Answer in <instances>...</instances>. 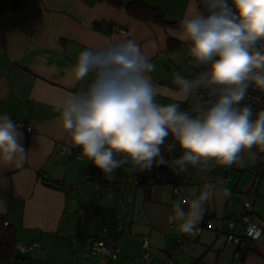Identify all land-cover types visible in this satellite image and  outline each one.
I'll use <instances>...</instances> for the list:
<instances>
[{
	"label": "crops",
	"instance_id": "crops-1",
	"mask_svg": "<svg viewBox=\"0 0 264 264\" xmlns=\"http://www.w3.org/2000/svg\"><path fill=\"white\" fill-rule=\"evenodd\" d=\"M198 1L123 0L121 6H116L107 0H0V115L8 114L12 120L32 125L30 133L20 130L23 146L29 151L28 160L21 167L0 165V215L16 229V248L37 243L38 247L29 252L37 253L41 249L48 252L59 247L62 234L74 229L70 224L63 226L67 214L74 210L69 207L67 191L72 196L70 204L80 206V200L72 195L75 187L78 189L85 180L98 179L102 185L109 183L101 179L99 173L85 174L91 162L76 159L73 153L59 152L63 144L73 145L60 126L54 105L67 95L86 90L92 79L90 76L84 81L74 80L71 68L78 54L85 49L99 50L123 39L135 40L156 65L150 75L161 88L157 99L161 103L172 102V91L176 87L174 74L187 76L198 69L187 54L186 42L179 38L180 21L186 15L199 12ZM131 2L157 8L164 19L173 24L162 25L134 17L125 7ZM113 26L125 32L114 30ZM187 105L182 104V107ZM172 150L180 158L182 152L178 145ZM220 170L218 166L207 172L191 166L186 171L181 170L188 199L198 195L209 180L217 183L219 189L205 205L212 224L195 241L201 237L215 239L214 236L225 232L227 220L238 216L243 202L247 201L245 194L251 193L246 183L240 185V178L234 185L230 184L227 171L224 174L228 179L223 182L221 173L218 175ZM151 172L126 165L117 169L114 177L131 178L138 186L145 182L140 181L141 177L147 179ZM144 186V192L135 191L133 201L144 211L155 240L157 236L163 239L162 246L169 236L176 239L180 232L176 222L173 221L172 226L168 224L176 198L168 184H152L149 198ZM224 188L232 190L230 196L223 194ZM114 191L120 192L117 187ZM256 210L258 212L257 207ZM88 212L93 215V207L92 213ZM258 217L264 220V213ZM242 228L241 222L236 220L231 231L240 232ZM148 239L152 248V239ZM193 246L196 259L201 258L205 264H223L219 254L216 260H205L209 245L206 252L201 253L202 257L201 249ZM164 250L153 255L152 264H159ZM246 255L245 252L241 260ZM29 258L35 261L32 255Z\"/></svg>",
	"mask_w": 264,
	"mask_h": 264
},
{
	"label": "clouds",
	"instance_id": "clouds-1",
	"mask_svg": "<svg viewBox=\"0 0 264 264\" xmlns=\"http://www.w3.org/2000/svg\"><path fill=\"white\" fill-rule=\"evenodd\" d=\"M205 12L180 21L179 38L187 44L193 78L176 72L172 102L157 99L161 88L151 79L156 65L133 39L81 51L71 72L75 81L92 77L86 90L54 105L58 121L80 157L114 178L128 165L141 171L166 166L163 147L171 137L182 152L176 163L207 171L212 166L246 167L264 153V110L244 103L249 88L264 92V0H202ZM188 103L185 109L182 104ZM20 126L0 115V165L17 167L29 158ZM219 191L215 182L199 194L177 200L170 220L194 235L205 205ZM225 196L231 193L223 189ZM253 239L261 230L250 227Z\"/></svg>",
	"mask_w": 264,
	"mask_h": 264
},
{
	"label": "rangeland",
	"instance_id": "rangeland-1",
	"mask_svg": "<svg viewBox=\"0 0 264 264\" xmlns=\"http://www.w3.org/2000/svg\"><path fill=\"white\" fill-rule=\"evenodd\" d=\"M257 156L258 159L252 161L251 158L245 154V159L247 160L246 167L218 166V168L221 169L218 175L227 171L230 177V184L234 185L235 182H238V178H240V185L246 183L245 187L248 185V188H251V193L245 194L247 195V201L245 202L253 204L255 213L258 216L264 213V153ZM213 167L214 166L210 168ZM134 180H136V177ZM152 180V177L147 179L141 177L140 179L142 182H151ZM80 185L78 189L75 187V190L72 192V195H75L78 200H80V206L78 204H70L72 196L70 195V191H67L69 194V207L74 208V210L67 214L63 226L70 224L74 229L62 234L59 247L48 252H44L43 249H41L38 250L37 253L33 251L26 255L28 257L32 255L38 264H143L140 260L141 255L139 249L141 237H151V252L153 255L158 254L162 249H170L175 243V238L166 235V237H168V242L164 241L165 244L161 246V241L163 239L157 236L155 240L156 235L154 234V230L148 225L144 211L141 207H138V204L135 205L136 203L133 201L135 191L138 189L141 193L144 192L142 189L144 184L137 186L133 181H130L102 185L98 179H94L93 181L85 180ZM219 186H221V184H219ZM116 187L119 188L120 192L114 191ZM250 198L256 203L258 212L252 200H248ZM85 205L93 207V215H89ZM127 208H129V211H127ZM99 216H102V219H99ZM172 222L173 221L170 220L168 224ZM228 222L229 220H227V224ZM177 223L178 222H176V225ZM206 230L207 228H205L203 232ZM242 230L240 232L233 231V233L240 234ZM214 238L215 239H205L201 237L198 241H191L187 245L186 253L180 250H174L172 258L177 264H193L196 261L195 257H197L194 254L195 249L193 245L201 249L199 255H201L209 245L210 251H208L207 257L205 256L207 262L211 259L216 260V258L220 256L223 264H264V238L259 241H253L250 244L249 249L246 250L247 255L243 260H241V257L245 253L235 258L233 256V247L224 245L226 241V232H221L220 235L214 236ZM95 239L115 240L121 245L122 249L119 257L111 262L106 261L102 263V261H104L103 258L92 256L91 247ZM160 246L161 248H159ZM217 254L219 255L217 256ZM197 264L204 263L201 261Z\"/></svg>",
	"mask_w": 264,
	"mask_h": 264
},
{
	"label": "built area",
	"instance_id": "built-area-1",
	"mask_svg": "<svg viewBox=\"0 0 264 264\" xmlns=\"http://www.w3.org/2000/svg\"><path fill=\"white\" fill-rule=\"evenodd\" d=\"M114 30L120 31L124 33V29L119 28L117 26H113ZM202 71V70H201ZM200 71L187 75L185 77L193 78ZM244 103L251 104L255 111L264 110V92L256 90L254 88H249L248 96ZM190 104L185 107V109L189 108ZM14 120V119H13ZM19 126L20 130L30 133L32 131V125L29 122H19L14 120ZM173 143L175 141L173 140ZM163 154L168 161L166 166H158L153 167L152 175L155 180H158L160 184H168L172 188V193L177 200L188 199L186 193V180L181 176V168L176 163L179 159L178 156L173 152L172 148L169 146H164ZM59 152L61 154L73 153L76 159L81 160L80 150L76 147L63 144L59 148ZM224 182L227 181V176L224 173H221ZM0 218L3 221L4 225H8V222L4 219L3 216L0 215ZM241 222L243 225V230L240 234H235L231 230L234 227L235 221ZM172 226V223H169ZM212 224V219L208 211L205 209L204 217L202 221L199 223L198 231L194 235H187L184 233H179L177 235L176 241L170 249L164 250V258L159 262V264H177V262L172 258V253L174 250H180L184 253L187 252V245L191 241H195L202 231L205 228H209ZM250 227H255L261 230V236L258 239H253L249 236L248 230ZM226 232V242L225 245L229 247H233V256L235 258L242 256L247 249H249L250 244L253 241H259L264 238V220L258 218L255 213L254 206L250 202H244L242 211L235 219H229V222L225 228ZM38 247L37 243L18 245L16 251L19 252L20 255L28 254L33 248ZM140 260L143 264H152L153 262V254L151 252V245L149 243V239L147 237H141L140 239ZM121 246L116 243L112 239H95L92 243L91 254L94 257H101L108 262L116 260L120 255ZM11 264H17L16 259L12 258ZM31 264H38L36 261H32Z\"/></svg>",
	"mask_w": 264,
	"mask_h": 264
},
{
	"label": "trees",
	"instance_id": "trees-1",
	"mask_svg": "<svg viewBox=\"0 0 264 264\" xmlns=\"http://www.w3.org/2000/svg\"><path fill=\"white\" fill-rule=\"evenodd\" d=\"M113 3L116 6H121L123 4V0H107ZM127 10L136 18L148 19L154 22H157L162 25L173 24L167 22L164 17L162 11L157 8L148 7L142 2H131L126 6ZM198 9L199 12H205L202 0L198 1ZM203 68H198L197 71H201ZM173 144V139L171 137L168 138L165 145L169 146ZM257 151V155H261V153ZM153 180L151 182H144L146 185L145 188H149L152 184H160L158 180H155L154 176L149 175ZM16 229L11 225H4L2 219L0 218V264H11L12 258L16 259L17 264H31L33 260H31L28 256L20 255L18 251H16ZM201 262V258L196 259L193 264H197ZM205 264V263H204Z\"/></svg>",
	"mask_w": 264,
	"mask_h": 264
},
{
	"label": "water",
	"instance_id": "water-1",
	"mask_svg": "<svg viewBox=\"0 0 264 264\" xmlns=\"http://www.w3.org/2000/svg\"><path fill=\"white\" fill-rule=\"evenodd\" d=\"M98 171H99V169L96 168L93 164H88L85 168V174L87 176H94L97 173H99L100 178L103 180H107L109 183H124V182H128V181H132L131 178H122V177H118V178L114 177L112 179H109L106 177V175L101 170L99 172ZM150 191H151V187L146 188L147 198H149ZM85 206L88 210H90V213H92L91 212L92 207L89 205H85Z\"/></svg>",
	"mask_w": 264,
	"mask_h": 264
}]
</instances>
